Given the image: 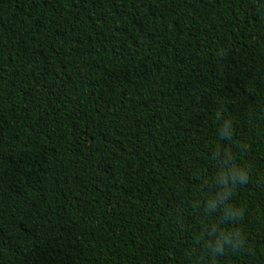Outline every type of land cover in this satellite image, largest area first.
<instances>
[{
  "label": "trees",
  "instance_id": "trees-1",
  "mask_svg": "<svg viewBox=\"0 0 264 264\" xmlns=\"http://www.w3.org/2000/svg\"><path fill=\"white\" fill-rule=\"evenodd\" d=\"M0 264H264V0H0Z\"/></svg>",
  "mask_w": 264,
  "mask_h": 264
},
{
  "label": "clouds",
  "instance_id": "clouds-1",
  "mask_svg": "<svg viewBox=\"0 0 264 264\" xmlns=\"http://www.w3.org/2000/svg\"><path fill=\"white\" fill-rule=\"evenodd\" d=\"M232 122L230 120H224L223 124L220 127L219 135L222 139L231 140L233 138L232 135H226L222 129L227 128L230 126ZM230 161L235 162L234 157H230ZM231 175H229L224 181V188L227 190V199L228 201L231 199L233 194V189L239 184L244 185L248 179V172L244 167H241L234 163V166L231 169ZM215 205L213 204V207ZM207 210V205H205ZM233 209H235L233 211ZM224 213L229 217L228 221L235 223L239 220L243 219V211L242 209L233 208L231 206L224 208ZM209 231L212 233H216L218 231V235H216L215 242L209 238ZM203 239H206L205 250L207 251L210 257H218L222 256L226 251H239L246 245L245 237L239 229H232L228 230H221L217 229L216 225H212L211 229H206L201 234Z\"/></svg>",
  "mask_w": 264,
  "mask_h": 264
}]
</instances>
